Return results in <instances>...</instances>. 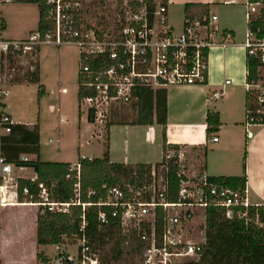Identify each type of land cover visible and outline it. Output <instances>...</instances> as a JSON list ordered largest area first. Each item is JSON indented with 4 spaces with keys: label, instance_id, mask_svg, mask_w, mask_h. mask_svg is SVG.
Instances as JSON below:
<instances>
[{
    "label": "built area",
    "instance_id": "1",
    "mask_svg": "<svg viewBox=\"0 0 264 264\" xmlns=\"http://www.w3.org/2000/svg\"><path fill=\"white\" fill-rule=\"evenodd\" d=\"M18 0H0L3 3ZM119 8L115 27L111 29L84 30L83 19L79 16L80 25L74 26V17L65 15L63 9L80 5V0H46L54 7L56 31L44 37L39 31L24 40H4L1 37L0 21V145L1 136L11 132L12 118L4 110V99L9 95L2 71L7 62V55L13 50L28 51L34 45L74 42L80 49L82 72L88 77L86 86L94 88L95 95L86 96L81 106L94 110L95 122L104 123L109 118L113 105L129 104L136 101L134 89L137 86H148L152 89L168 88L177 85H205L208 83V56L212 47L218 43L226 44L233 39L232 33L217 25L218 16L208 12L199 17L186 16L183 28L176 32L169 21V10L165 0H154V10L150 11L147 0H115ZM260 3L247 0L246 19L248 29L244 47L249 58L258 61V78L245 83L250 102L258 108L256 113L264 114V30L254 29L252 25L260 13ZM66 35L67 40L64 39ZM94 62H100L93 68ZM229 83V80L226 81ZM224 94L223 89L212 92L211 98L218 99ZM246 125L254 122L252 109H246ZM215 134L211 141L217 142ZM180 167L178 175L182 176L178 189V199L170 200L169 163L172 159ZM26 155L21 161H28ZM77 165L80 179V165ZM22 163L9 162L0 148V209L20 203L18 199V171H26ZM34 181L37 176L24 177ZM40 199L34 202L29 188H25L24 202L37 203L38 207H48L51 211H68L71 205L86 207L92 203L80 200L81 184H76L77 198L69 203L51 199L48 189L40 184ZM98 205L113 208V216L120 219L121 229L129 237L135 235L142 243V264H179L197 259L206 242L207 212L215 208L232 218L238 209L239 217H248L251 207L263 206L253 203L247 184L243 188H232L225 183L212 179L202 171L190 177L185 174L179 161V152L170 150L165 162L160 167L154 166L151 175L143 185L136 188L131 183L125 187L116 185L108 189L106 200ZM160 209L164 211V226L157 230V218ZM241 209H244L242 212ZM99 218L107 223L106 212H100ZM201 235L196 237V227ZM84 227V224H83ZM195 227V228H194ZM199 230H197L198 233ZM77 259L72 256H61L56 264H99V259L86 238L79 239Z\"/></svg>",
    "mask_w": 264,
    "mask_h": 264
},
{
    "label": "crops",
    "instance_id": "2",
    "mask_svg": "<svg viewBox=\"0 0 264 264\" xmlns=\"http://www.w3.org/2000/svg\"><path fill=\"white\" fill-rule=\"evenodd\" d=\"M166 1L169 14L171 8L182 9L184 14L183 21L187 13L191 17H199L205 10L216 14L218 16L217 25L221 29L232 33L233 39L226 44L218 43L209 51L207 84L177 85L166 88L168 109L166 143L167 145H179L178 150L168 146L165 153L162 125L157 123L152 125H132L129 123V119L118 115L119 117L115 116V119L109 120V122L113 123L108 129L110 160L111 162L126 164L148 163L155 166L163 161L168 151L175 150L179 152V161L187 176L192 177L202 171L215 177L242 176L246 174L251 201L264 205V124L252 123L249 126L246 125L247 90L245 83L248 77V55L243 43L248 29L246 19L247 0ZM188 3L193 4V6L186 12L185 6ZM259 8L264 16V4L260 3ZM182 28L183 24L180 31ZM24 39L16 38L14 40ZM58 53L60 54L59 51ZM62 76L60 72L57 82L53 84L52 80H49L48 76H46L44 66L41 68L40 64V79L46 88V94L41 99L38 97L39 116L37 121L35 118L28 120L14 119L12 110H7L12 104L13 96L26 103L28 101L26 94L30 90H33V92L38 91V84L36 83L27 81L11 83L7 102H5V112L10 115L14 123L29 126H33L36 123L39 124V157L43 161H48L47 158H43L44 155L48 154L62 156L58 159L60 162H70L72 165L78 164L80 157L91 159L103 157L104 142L108 136L104 123L89 122L88 111L79 102V86L77 89L78 108L75 112L67 114L68 91L66 86L63 85ZM227 80H229V83L226 82ZM56 85L58 92L57 102L55 104L46 103V99L49 98L48 86L56 87ZM218 89H223V96L218 99H212V92ZM14 97L13 102L15 101ZM209 109L218 111L221 118L222 124L216 133L219 138L217 142L211 141L215 134L210 138L207 136L206 116ZM52 113L57 115L59 131L48 135V126L44 121V117ZM19 115L17 117H20ZM65 122L76 125L77 129L71 145L79 144L78 155L74 151L65 155L64 150L61 148L66 143L65 134L62 130L64 128H62V124ZM47 136H50L48 138L49 142L52 143L54 140L58 143V151L53 152L46 145L45 137ZM95 142L98 154H89L91 152L90 147ZM22 155H26L29 158L36 157L27 153ZM28 170H32L33 175H20L22 177L36 176L32 168ZM1 233L2 229L0 226V250L2 244L5 243ZM0 258L1 264H27L24 260L20 262H14L13 260L4 261L5 258L2 252L0 253Z\"/></svg>",
    "mask_w": 264,
    "mask_h": 264
},
{
    "label": "trees",
    "instance_id": "3",
    "mask_svg": "<svg viewBox=\"0 0 264 264\" xmlns=\"http://www.w3.org/2000/svg\"><path fill=\"white\" fill-rule=\"evenodd\" d=\"M39 4L40 16L38 30L44 37L47 33L56 31V19L52 13L54 7L46 0H29ZM150 11L154 10V0H147ZM167 2L166 0L164 1ZM250 2L264 4V0H250ZM193 4H186L185 11L188 12ZM65 15L74 17V26L80 25V10L78 6H69L63 9ZM208 13L205 10L204 14ZM186 16H189L187 13ZM5 28V23L1 24ZM252 28H261L264 30V16L262 11L258 14ZM64 39L67 40L66 35ZM34 54H39L41 45H34ZM23 54V50H13L11 48L7 55V61L14 64L16 57ZM100 62H94L93 68L96 69ZM259 63L254 58L247 60V79L252 81L258 78ZM27 81L38 84V97L41 99L46 94V88L40 79L39 58L34 63V69L26 72L23 79L16 78L15 82ZM79 90L78 97L81 102L84 97L96 94L94 88L87 87L85 84L88 77L82 72L81 65L79 71ZM133 102L134 117L129 121L132 125H152L154 123L163 126L164 131V150L167 152L168 146L172 149H179V145H167V89H152L148 86H137L134 89ZM5 106V104H4ZM252 109L254 116L253 123L264 124V114L256 113L258 108L250 102L249 94L246 97V109ZM89 122H95L94 110L88 111ZM207 136L210 138L219 130L221 123L218 111L209 109L206 116ZM112 122H107L105 127L108 129ZM1 152L9 162L22 163L31 167L37 178L32 181L29 178L20 177L18 179V199L24 202L27 198L23 191L29 188L34 202L40 199L41 188L43 184L51 194V199L62 203H69L76 199V184L80 182L81 192L80 200L82 203L91 202L86 209L80 205H71L68 211H51L48 207H40L37 216V244L38 245H60L66 241L86 238L91 247H101L106 238H115L113 250L116 258L123 253L122 243L127 238L121 236L120 219L113 216V208L106 205H98L101 200H106L108 189L110 187L121 185L125 187L126 183H131L136 188L143 185L145 179L151 175L153 165L148 163L126 164L111 162L110 160V142L109 132L104 142L103 157L88 158L80 157V179L78 176L77 165L70 162L43 161L39 157L40 152V133L39 124L33 126L12 123L11 132L1 136ZM23 153L32 154L36 157L28 161H21ZM166 156V155H165ZM178 159H172L169 163V185L170 200L178 199V189L182 176L178 175L180 167L176 163ZM165 162V157L161 163L155 165L158 167ZM245 166V165H244ZM212 179L225 183L232 188H243L247 184L246 174L242 176H212ZM244 212V209H241ZM106 212L107 223H103L99 218L100 212ZM238 209L232 218H228L225 212L219 209H209L207 212L206 242L197 259L188 260L179 264H264V205L260 207H251L248 210V217H239ZM84 224V227H83ZM157 230L161 232L164 226V211L160 209L157 218ZM135 236V235H132ZM140 241V239H138ZM133 248L136 252L138 246ZM81 250V246L79 247ZM64 254V253H62ZM68 257V256H67ZM37 259L47 261L43 253H37ZM72 264V262H69Z\"/></svg>",
    "mask_w": 264,
    "mask_h": 264
},
{
    "label": "rangeland",
    "instance_id": "4",
    "mask_svg": "<svg viewBox=\"0 0 264 264\" xmlns=\"http://www.w3.org/2000/svg\"><path fill=\"white\" fill-rule=\"evenodd\" d=\"M115 0H80L79 10L80 17L83 19L84 30L93 29H111L115 27V20L118 17L119 8L115 4ZM183 11L180 8L170 9L169 21L175 28L176 32H180L183 24ZM0 21L5 23L6 26L1 31V37L4 40L28 39L30 36L38 30L39 21V4L29 0H18L14 2L3 3L0 6ZM60 52V54L58 53ZM34 49L23 51V54L16 57L14 64L9 61L4 63L2 77L5 84L10 91V84L15 82L16 78L23 79L26 72L30 69H34V63L39 58V54H34ZM40 64L41 68L44 66L46 70V76L52 83L57 82L59 73L63 75V85L66 86L67 114L75 112L78 108L77 89L79 86L78 75L80 71V49L74 42H65L58 46L56 44H42L40 50ZM44 64V65H43ZM55 81V82H54ZM49 98L46 99V103H56L58 92L57 85L48 86ZM28 101L26 103L21 102L17 97H12V104L7 109L14 113V119L28 120L35 118L38 119L39 113V101L38 91L33 90L26 94ZM7 102V98L4 99V103ZM133 103L122 104L120 106L113 105L109 114V118L104 121V125L109 122L110 119L120 117L133 119ZM5 110V107H4ZM20 114V117H17ZM86 110V109H84ZM44 121L48 126V135L59 131V123L56 113L46 115ZM124 119V120H125ZM62 130L65 134L66 143L61 148L64 150L65 155L72 153L79 154V144L71 145L73 136L75 135L76 125L73 123L68 124L65 122L62 124ZM106 128V127H105ZM52 135V134H51ZM50 135V136H51ZM45 137V143L50 150L58 151V143L56 141L49 142V137ZM96 142L91 145V152L89 154H98L96 152ZM87 149V148H85ZM62 157V156H61ZM61 157L57 155H44L43 158H47L48 161H59ZM68 158V157H65ZM160 167V165L158 166ZM18 174L33 175L32 170L18 171ZM29 200V199H25ZM40 207L35 206H17L13 208H2L0 211V226L2 229V238L5 243L2 244L0 253H3L5 260H13L14 262L25 261L27 264H56L57 260L61 256H72L74 260L77 259L78 248L80 241L70 240L65 244L60 245H38L36 240V226L37 216ZM196 227V226H195ZM194 227V228H195ZM205 227H196L195 236L201 235L202 229ZM197 230L198 233H197ZM121 236L127 239L122 243L123 253L116 258V253L113 250L115 238H106L104 245L101 247H91L92 252L96 254L99 259V264H142L143 247L142 243L136 236L129 237L127 231L121 230ZM129 235V236H128ZM4 242V241H3ZM138 249L133 251L134 247ZM43 253L47 258V261L37 259V253ZM64 253V254H62ZM1 259V258H0ZM0 260V264H1Z\"/></svg>",
    "mask_w": 264,
    "mask_h": 264
},
{
    "label": "bare ground",
    "instance_id": "5",
    "mask_svg": "<svg viewBox=\"0 0 264 264\" xmlns=\"http://www.w3.org/2000/svg\"><path fill=\"white\" fill-rule=\"evenodd\" d=\"M7 205H11V206H36L38 205L37 203H33V202H20V203H12V204H7Z\"/></svg>",
    "mask_w": 264,
    "mask_h": 264
}]
</instances>
